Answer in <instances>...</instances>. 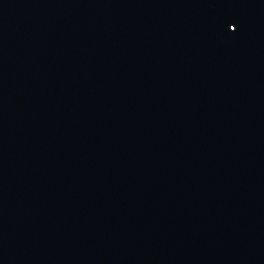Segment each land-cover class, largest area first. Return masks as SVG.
I'll list each match as a JSON object with an SVG mask.
<instances>
[{
  "label": "water",
  "instance_id": "obj_1",
  "mask_svg": "<svg viewBox=\"0 0 264 264\" xmlns=\"http://www.w3.org/2000/svg\"><path fill=\"white\" fill-rule=\"evenodd\" d=\"M0 264H264V0H0Z\"/></svg>",
  "mask_w": 264,
  "mask_h": 264
}]
</instances>
